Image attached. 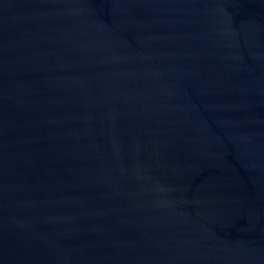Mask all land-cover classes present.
<instances>
[{"label":"water","instance_id":"1","mask_svg":"<svg viewBox=\"0 0 264 264\" xmlns=\"http://www.w3.org/2000/svg\"><path fill=\"white\" fill-rule=\"evenodd\" d=\"M0 264H264V0H0Z\"/></svg>","mask_w":264,"mask_h":264}]
</instances>
